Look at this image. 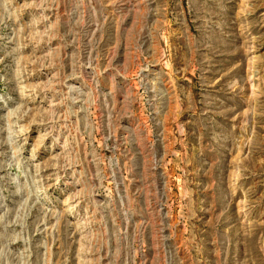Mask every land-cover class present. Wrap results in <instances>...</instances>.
<instances>
[{"label":"rangeland","instance_id":"rangeland-1","mask_svg":"<svg viewBox=\"0 0 264 264\" xmlns=\"http://www.w3.org/2000/svg\"><path fill=\"white\" fill-rule=\"evenodd\" d=\"M0 264H264V0H0Z\"/></svg>","mask_w":264,"mask_h":264},{"label":"bare ground","instance_id":"bare-ground-1","mask_svg":"<svg viewBox=\"0 0 264 264\" xmlns=\"http://www.w3.org/2000/svg\"><path fill=\"white\" fill-rule=\"evenodd\" d=\"M22 96H23V98H25V99H29V96H30V95H29L28 93H25V94H22ZM24 113H25V112H24ZM68 207H69V206H68ZM70 209H71V208H68L67 211H70ZM71 210H72V209H71ZM81 226H82V224H81ZM82 228H83V227H82Z\"/></svg>","mask_w":264,"mask_h":264}]
</instances>
